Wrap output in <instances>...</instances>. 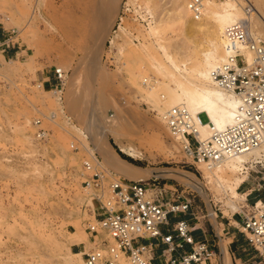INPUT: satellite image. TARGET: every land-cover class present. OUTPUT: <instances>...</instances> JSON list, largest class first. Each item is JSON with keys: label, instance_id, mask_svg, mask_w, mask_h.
I'll return each instance as SVG.
<instances>
[{"label": "rangeland", "instance_id": "rangeland-1", "mask_svg": "<svg viewBox=\"0 0 264 264\" xmlns=\"http://www.w3.org/2000/svg\"><path fill=\"white\" fill-rule=\"evenodd\" d=\"M146 1H110L113 12L106 29L100 33L97 23L107 11L99 5L105 0H0V40L7 33L6 38L12 36V30L18 31L5 58L0 59V264H61L68 247L74 252L81 251L70 241L74 231H83L87 237L82 250L95 247L85 231V220L92 218L89 205H93V190L82 183L83 160L89 159V155L83 145L77 149L71 146L75 138L83 140L80 128L88 136L85 144L94 146V129H86L89 120L117 125V132L110 133L108 141L129 161L143 168H173L197 175L207 190V198L175 178H157L174 184L178 193L191 198L196 219H190L189 214H178V218L189 219L193 227L204 223L210 234H221L227 246L235 231L237 245H246V264H258L245 231L233 224L239 218L238 212L251 205V199L248 196L249 200L241 201L239 210H231L230 195L206 177L199 168L200 162L182 151L161 119L166 107L152 100L147 91L157 81L170 83L156 70L150 43H179L184 54H201L208 48L211 32L182 29L177 23H168L160 29L159 38L148 36L149 25L139 17L144 15ZM149 1L156 17H162L166 11L171 15L184 13V0ZM250 2L254 4L253 0ZM121 17L125 18L130 36L123 33L116 46L111 47L110 38L118 34ZM255 26L264 34L262 24ZM156 49L154 54L162 59V51ZM55 67L67 72L63 104L54 93ZM48 76L52 81L44 80ZM145 77L152 81L148 86L143 83ZM160 94L163 96V91ZM53 111L57 113L54 121L48 118ZM67 116L73 121H68ZM38 118L48 131L43 141L35 138L34 121ZM200 118L202 122L209 119L204 112ZM120 144L134 146L139 157L122 152ZM262 164L251 161L246 164L249 173L238 187L240 195L252 189L250 196L264 199ZM103 166L113 171L104 162ZM229 221L233 225H220ZM42 236L51 237L52 244L43 242ZM74 259L77 258L72 256L71 260Z\"/></svg>", "mask_w": 264, "mask_h": 264}, {"label": "built area", "instance_id": "built-area-1", "mask_svg": "<svg viewBox=\"0 0 264 264\" xmlns=\"http://www.w3.org/2000/svg\"><path fill=\"white\" fill-rule=\"evenodd\" d=\"M204 2L188 0L195 18L202 17ZM244 9L245 18L225 27V58L212 70L215 85L238 98L234 122L200 138V113L195 117L184 104L161 113V119L182 151L196 162L212 164L228 156L264 149V34L254 25L253 5L246 2ZM139 17L149 25L151 17L145 11ZM260 21L264 26V16ZM6 36L0 40V59L5 58L18 31L12 30V36ZM12 47H16L15 42ZM66 78L67 72L55 67L54 93L61 104ZM150 82L148 77L143 79L144 85ZM34 124L35 138L46 140L48 131L41 126V120L36 119ZM80 129L83 140L75 138L71 146L77 149L83 145L89 155V159L83 160L82 183L93 190V205H89L92 218L85 220V231L89 240L95 242L94 248L83 252L84 264H155L157 260L159 264H223L221 256L209 244L207 231L203 230L204 240H196L189 219L178 218V214L195 218L190 197L157 177L134 180L107 172L100 154L85 144L88 136ZM238 215L249 246L264 264V199L246 205ZM159 248L161 251L157 253Z\"/></svg>", "mask_w": 264, "mask_h": 264}, {"label": "bare ground", "instance_id": "bare-ground-1", "mask_svg": "<svg viewBox=\"0 0 264 264\" xmlns=\"http://www.w3.org/2000/svg\"><path fill=\"white\" fill-rule=\"evenodd\" d=\"M110 1L112 0H109V2L105 0L102 5H99L100 9L107 11L97 23V28L100 33L103 29H106L107 19L113 12V2ZM244 1L253 4L250 0H205L201 18H195L192 15L188 8V0H184L182 4L184 13L178 12L171 15L169 11H166L162 17L160 15L156 17L153 5L149 0L146 1L147 4L145 2V5L140 4L143 5L146 14L151 17L148 26L149 29L148 31H146L147 29L145 30L148 36L154 35L156 38H159L160 29L164 28L168 23H177L182 29L183 27L192 29L193 31L206 29L211 32L208 48L203 50L201 54H184L179 43L167 44L162 41H154L156 46L153 45L154 43H150L151 48L147 45L151 49V53L153 52L151 54V59L154 62L156 70L164 74L170 82L165 83L157 81L154 86L151 85L149 90L147 89L148 95L152 100L157 102L160 101L161 104L166 107V109H163V112L168 108L180 104L186 105L195 117H199V113L201 112H206L209 120L199 124L200 138H206L213 130H221L234 122L238 98L234 94L215 85L212 78V70L225 58V39L223 34L225 27L245 18L244 4L246 2ZM253 1V8L256 12L254 25L262 24L260 18L264 15V0ZM33 11L32 16L34 14ZM167 13L170 14V16L166 17L165 15ZM124 19L125 18L121 17L120 24L118 25V34L110 38L111 47L116 46L117 39L120 38L123 33L125 34L124 36H130ZM97 28L96 30H98ZM108 32V37H110L112 28L108 30ZM97 33L98 31H96V34ZM101 35L102 34H100V36ZM141 37L143 38V36ZM139 45H143L142 42L141 44L139 42ZM148 47L146 50H149ZM156 48L162 51V59L154 54L155 50H157ZM58 68L63 69L62 67ZM161 91L164 93L163 96L160 94ZM56 115L57 113L53 111L48 118L54 121ZM91 127L94 129L92 134L95 137L92 138L94 140V146L90 148V150H96L102 158V165L104 162L113 170H106L107 172L134 180H145L150 177L175 178L196 190L204 198H207V190L203 181L197 177V175L173 168H143L123 158L108 141V135L117 132L116 124L113 123L110 126H106L102 123H95L89 120L86 123V129L90 131ZM120 150L133 158L139 157V151L134 146L120 144ZM261 160H264V149H254L236 156L225 157L212 164L206 161H200L199 168L203 169L204 174L209 180L211 178L214 180L211 182H215L218 188L220 187V189L230 195L228 204L232 211H237L241 208V201L246 200V193L240 195L238 192V187L248 178L249 168L246 164L250 161L251 163H258ZM239 170H241V172L238 173ZM210 215L214 218L215 213L210 210ZM82 232L83 231H80V233L75 231L72 232L70 235L72 244L84 243V241H86L87 237L85 238L86 235L84 232L82 234ZM41 238L46 244L51 245L53 242L52 238L49 236H42ZM223 241L220 243L223 264H232L227 244ZM67 251V256H61V264H81L83 262V250L74 252L68 247ZM72 256L77 259H74V261L71 260Z\"/></svg>", "mask_w": 264, "mask_h": 264}, {"label": "crops", "instance_id": "crops-1", "mask_svg": "<svg viewBox=\"0 0 264 264\" xmlns=\"http://www.w3.org/2000/svg\"><path fill=\"white\" fill-rule=\"evenodd\" d=\"M51 76H48L47 78H45L44 80H48L49 78H50ZM52 81V80H51ZM242 184V183H241ZM251 191H252V189H248V191L246 192L247 193V196H246V199L247 200H249L248 199V196H249V198L251 199V204L256 200V199H258L257 198V196H250V193H251ZM172 220H174L173 218H172ZM239 221H240V217L239 218H236L233 222V224L234 225H237V226H235V227H240V224H239ZM214 224V223H213ZM216 224H217V227H219V221L218 220H216ZM223 225L224 224V227L226 226V225H228V227L229 226H231V225H233V224H231V221H229V223H220V225ZM214 226H215V224H214ZM213 226V227H214ZM192 229L194 230V229H198V230H194L193 231V235H194V237H195V239L196 240H204L205 239V237H204V234H203V230L204 231H207V239L209 240V244H210V246L211 247H213L218 253V255L219 256H221V260H222V249H221V244H219V240H221V241H223L222 240V238H221V234H219L218 232H215L214 234L213 233H211L210 234V232H209V230H208V228H206L205 227V225H204V223H198L197 225H196V227H193L192 226ZM213 229V228H212ZM229 229V228H228ZM211 231H214V230H211ZM230 231L228 230L227 231V233H229ZM232 236H231V240H232V242H231V244L230 245H228L227 246V248H228V251H229V254H230V258H231V262H232V264H239V263H241V264H246V254L247 253H245L244 251H245V244H243V243H240V244H238L237 245V243H236V238H235V231H232ZM215 236L216 238H214L213 236ZM210 236V237H209ZM90 239V238H89ZM220 241V243H222ZM234 243H236V244H234ZM248 243V242H247ZM77 246L79 247V249H81L82 250V248H85V244L84 243H79V244H77ZM188 249H190V246L189 245H187L186 246ZM239 247H241V248H239ZM250 249H252L251 247H250ZM253 250V249H252ZM85 250H83V252H84ZM161 251V248H159L158 250H157V253L158 252H160ZM254 251V250H253ZM256 254V253H255ZM257 257V256H256ZM257 259H258V257H257ZM223 262V261H222ZM258 264H262V263H260L259 261L257 262Z\"/></svg>", "mask_w": 264, "mask_h": 264}, {"label": "trees", "instance_id": "trees-1", "mask_svg": "<svg viewBox=\"0 0 264 264\" xmlns=\"http://www.w3.org/2000/svg\"><path fill=\"white\" fill-rule=\"evenodd\" d=\"M120 155H121L123 158H125L123 154L120 153ZM125 159H127V158H125ZM127 160H128V159H127Z\"/></svg>", "mask_w": 264, "mask_h": 264}]
</instances>
